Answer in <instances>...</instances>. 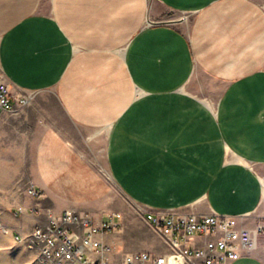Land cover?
I'll return each instance as SVG.
<instances>
[{
    "label": "crops",
    "instance_id": "obj_1",
    "mask_svg": "<svg viewBox=\"0 0 264 264\" xmlns=\"http://www.w3.org/2000/svg\"><path fill=\"white\" fill-rule=\"evenodd\" d=\"M0 72L35 93L38 195L0 218L25 263L36 208L121 213L114 264L168 251L148 212L264 224V0H0Z\"/></svg>",
    "mask_w": 264,
    "mask_h": 264
},
{
    "label": "built area",
    "instance_id": "obj_2",
    "mask_svg": "<svg viewBox=\"0 0 264 264\" xmlns=\"http://www.w3.org/2000/svg\"><path fill=\"white\" fill-rule=\"evenodd\" d=\"M34 95L15 94L0 72V114L26 108ZM29 192L38 195L33 188ZM27 213L24 206L15 211L18 217ZM32 213L37 223L27 246L39 254L42 264H114L111 254L115 248L101 236L123 228L121 213H109L99 222L90 214L71 209L56 214L36 208ZM145 219L167 239L170 250L127 252L122 264H231L251 255L264 235V224L249 227L233 215L148 212ZM0 228L6 231L2 222ZM17 240H21L20 235Z\"/></svg>",
    "mask_w": 264,
    "mask_h": 264
},
{
    "label": "rangeland",
    "instance_id": "obj_3",
    "mask_svg": "<svg viewBox=\"0 0 264 264\" xmlns=\"http://www.w3.org/2000/svg\"><path fill=\"white\" fill-rule=\"evenodd\" d=\"M47 104L59 115L60 109L52 93ZM38 137L37 121L31 118L27 120L24 111L0 114V218L2 214L15 213L17 207L24 206V199L29 194L35 175L34 157ZM1 233L3 230L0 228ZM154 243L161 248L159 251L169 250V245L164 244L159 237L154 239ZM26 253L31 252L22 250L3 235L0 236V264H28L20 258ZM32 254L31 264H39V254L36 251Z\"/></svg>",
    "mask_w": 264,
    "mask_h": 264
}]
</instances>
